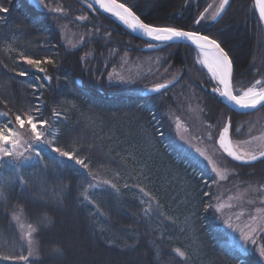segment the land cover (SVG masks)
<instances>
[{"label": "trees", "instance_id": "1", "mask_svg": "<svg viewBox=\"0 0 264 264\" xmlns=\"http://www.w3.org/2000/svg\"><path fill=\"white\" fill-rule=\"evenodd\" d=\"M117 1L131 6L147 23L191 30L196 27L193 19L206 8L209 10L214 0ZM0 7L8 8L7 13H0V113L7 114L4 121L11 120L17 126L16 114L42 115L50 122L52 143L62 150L77 152L99 178L122 171L128 163L123 148L125 136L122 135L124 140L117 137L111 128L110 136H106L98 119L135 113L146 122L155 145L171 167L189 180L188 184L179 180L176 183L173 178L162 185L156 178L151 179L149 186L154 185L155 190L173 201V207L166 208L176 216V221L169 224L151 222L133 191L123 188L117 194L106 188H90L93 178L86 175L85 169L63 157L60 159L65 162L56 164L53 157L58 154L45 146L39 162L30 161L16 173L7 167L0 169V256L21 252L27 255L26 241L17 226L20 218L27 227L35 226L38 220L41 223L42 230L34 234L38 237V251L30 257L32 264H264L256 248L244 254L232 243L216 212L205 211L209 197L203 193H214L210 187L213 177L181 153L169 118L175 101L195 97L204 101L209 111L206 116L231 117L233 138L248 139L264 135V119L261 129L249 128L248 123L259 118L263 109L250 114L231 111L218 95L193 86L191 80L206 78L207 85L211 83L194 60V48L172 44L146 51L147 43L83 0H44L45 9L38 8L36 0H0ZM51 8L62 11L52 12ZM61 23L84 34L81 46L74 50L66 47L58 29ZM199 29L223 41L230 51L236 90L264 79V26L258 19L255 0H234L220 22L211 21ZM25 56L53 59L56 66L43 63L41 67L47 72L40 73L23 62ZM125 62L151 69L150 75L143 77V84L141 81L134 87L140 89L137 92L108 82L109 74ZM20 71H27L28 76H19ZM43 75L52 76L50 85L38 79ZM178 76L179 81L163 95L140 94L145 87ZM40 84L45 86L34 90L33 85ZM37 95L40 113L34 104ZM54 111L59 116H54ZM240 121L244 128L235 131ZM262 164L264 161L253 166L234 163L243 170ZM17 177H22L24 183ZM260 237V244H264ZM176 249L185 252V258L179 257ZM0 264L25 262L5 260Z\"/></svg>", "mask_w": 264, "mask_h": 264}, {"label": "rangeland", "instance_id": "2", "mask_svg": "<svg viewBox=\"0 0 264 264\" xmlns=\"http://www.w3.org/2000/svg\"><path fill=\"white\" fill-rule=\"evenodd\" d=\"M36 1L38 8L45 9L44 5L42 6L38 0ZM219 3L220 0H214L212 2L211 5L213 7L209 8L205 13L206 21L202 24H208L213 20L212 16L215 14V9L218 8ZM58 29L67 48L74 50L82 45L84 34L70 28L67 23H61L58 25ZM196 57L197 55L194 58L195 62ZM196 64L202 68L201 65L198 63ZM202 70L205 71L209 78L207 71L204 68H202ZM150 71V68L144 69L140 65H133L125 62L122 67L113 70L109 74V78H111V84L123 85L126 86V89L130 90L131 88V91L137 92L140 89L134 87L141 84V81L143 84V77L146 75L149 76L151 73ZM151 78L152 76L148 79ZM204 80L206 81L196 82L194 80L199 86L193 85L195 89L205 91L202 86H206L207 89H209L210 83L207 85V79L204 78ZM121 81L130 82L122 83ZM208 92L211 91L208 90ZM204 106L205 103L202 99L198 100L195 97L188 96L183 97L175 101L174 108H172L169 113V118L173 124V131L176 135L178 141L177 145L181 153L186 155L195 166L213 177L210 187H213L212 191L215 193L214 203L215 205H223L221 212L216 213L219 224L228 234L232 243L246 254L252 247L258 249L261 245L259 237L262 233H256L255 238L257 243L255 245L251 243L245 244L239 238L238 232H233L227 228L223 223V218H231L233 224L243 226L249 223L251 215H256L258 217L264 216V211L257 212L258 208L264 209V204L260 203L261 200H264V164H262V166L259 165L256 169L249 168L253 170H243L241 167L234 165L235 162L222 152L218 143L215 142V140L208 139L209 135L218 138L219 131L226 119H223L221 115L212 117L206 116L209 111H207ZM263 117L264 112L259 118L256 117L253 118V120H248V123L251 124L249 128L261 129ZM4 119V116H0V121H4ZM98 124L102 127L106 136H110L109 128L118 133L117 137L124 140L123 136H125L126 141H124L123 148L127 153L126 160L128 164L127 167L124 166V168H121L122 171H116L104 177L99 175V181L108 180L110 184L100 183L99 187L95 189L106 188L111 191H116L117 194H119L123 188H127L133 191L135 195L137 194L139 196L148 221L152 220L151 222L156 221L157 223L159 221L161 224H169L171 220L176 221V216L171 215V210L166 208L173 207V201L169 200L167 196H163L158 190H155L153 187L154 185L150 187L149 184L151 183V179L154 180V178H156V182L162 183V185L171 182L173 178L176 180V183L177 180H179L188 184L189 180L180 170L172 168L168 158L159 151L146 122L141 119L138 114L130 113L125 116L113 114V116L103 117L102 119H98ZM209 125H212V127L209 128ZM10 127L17 128L21 133L25 131L13 124L10 125ZM241 128H244L243 121H240L239 131ZM23 138L29 139L30 136H24ZM232 140L235 148L239 152L248 155L258 154L259 151L264 150V135L251 136L248 139L232 137ZM196 148L205 151L216 161L218 172L220 176L225 177L224 179H220V176L212 172L211 166L199 156L196 152ZM25 155H27V153H25ZM92 183H96V181L93 180ZM112 184L115 185V188L111 187ZM125 185H127V187H125ZM147 187H150V190H148ZM141 189H143V191H141ZM171 189L174 190V187H171ZM145 193H147V195H145ZM173 194L175 193L173 192ZM163 197L164 200L162 201ZM190 217L191 215L188 216V220ZM17 226L21 235L26 236L29 228L25 222L20 221V218H18Z\"/></svg>", "mask_w": 264, "mask_h": 264}, {"label": "snow or ice", "instance_id": "3", "mask_svg": "<svg viewBox=\"0 0 264 264\" xmlns=\"http://www.w3.org/2000/svg\"><path fill=\"white\" fill-rule=\"evenodd\" d=\"M38 2L42 6L44 5V0H38ZM95 4L104 12L109 13L118 19L131 32L142 33L150 41L164 44L166 46H172L174 42L178 41L190 42V44L194 46V50L197 52L196 63L207 70L211 82L209 87L213 94L218 95L221 99L227 100L230 104L244 110L245 112L248 110L264 109V79H257L252 86L247 87L242 91H237L234 76L235 66L230 51L225 49L223 41L200 31L199 26L206 21L205 13L208 11L207 8L204 12L200 13L198 17L193 19L192 23L196 27L189 30L185 27L160 26L147 23L131 6H127L125 2H117V0H95ZM255 5L257 6L256 11H258V19L261 24H264V0H255ZM229 6L230 0H220L219 6L215 9V14L212 16V19L214 21L217 20ZM89 7L91 8L93 5L89 4ZM208 7L212 8L213 6L209 5ZM49 10L52 12L62 11L60 8H51ZM7 12L8 8L0 7V13ZM78 19H83V17H78ZM148 47L152 48L154 47V44L149 43ZM23 62L34 66L36 71L40 73L47 72V69L41 67L43 63H47L53 67L56 66L54 60L49 58L41 60L25 56L23 57ZM18 75L28 76V72L20 71ZM38 79H41L50 85L52 76L43 75ZM108 82L109 84L112 83L111 78H109ZM121 82L129 83L130 81ZM44 86V84L33 85V88L35 90ZM168 87V84L159 83L146 90L163 95L162 90ZM34 104L36 111L40 113L42 109L39 95H37ZM6 115V113H0V116ZM53 115L59 116V113L54 111ZM11 124V120L0 121V169L7 167L11 172L16 173L29 161L39 162L43 159L41 152L43 148L47 146L51 153L58 154L56 157H53L56 164L64 163L65 161L60 159L63 157L85 169L86 175H91L93 180L96 181V183H89L90 188L95 189L99 187L100 183L110 184V181L108 180L99 181L97 176L89 171V163H86L85 159L81 158L77 152L62 150L60 147H57L52 143L49 137L52 136L54 138V134L52 133L50 122L44 119L42 115L33 116L30 112L26 116L16 114L15 124L19 129H24V133L19 132L17 128L10 127ZM208 127L211 128L212 125H209ZM232 130V120L231 117H228L219 131L218 138L209 135L208 139L215 140V142L219 144L220 149H222L228 157L237 162L252 163L257 160H264V150L259 151L258 155H248L237 151L228 141L229 134ZM235 131H239V128ZM24 136H30V138L24 139ZM196 152L211 166L212 172L220 176L216 161L200 148H196ZM25 153H27V155H25ZM89 162L91 161L89 160ZM224 178L225 177L220 176V179ZM17 179L21 184L24 183L22 177H17ZM111 187L115 188V185L112 184ZM125 187H127V185H125ZM141 191H143V189H141ZM0 195H2V193H0ZM145 195H147V193H145ZM203 195L209 197V202L205 205V211L211 209L216 213H220L223 205H214L212 203V198L215 196V193L205 192ZM85 199H88L87 194H85ZM260 203L264 204V200H261ZM262 211H264V209H257V212ZM223 223L228 229L233 232H238L239 238L245 244L251 243L255 245L257 243L255 238L256 233L260 232L264 234V216L258 217L256 215H251L249 223L243 226L233 224L231 218H223ZM28 227L29 231L26 236L22 237L26 241L27 255L21 252L16 255L0 256V262L10 260L13 262L23 261L25 264H32L30 257L38 251V245L36 243L38 237L34 236V234L39 233L42 230V227L39 220L36 222L35 226L30 224ZM260 238L261 240H264V235H261ZM257 250L259 256L264 258V244H261ZM54 251H58V249H55ZM175 251L178 256L185 258V252L180 251L179 249H176Z\"/></svg>", "mask_w": 264, "mask_h": 264}, {"label": "water", "instance_id": "4", "mask_svg": "<svg viewBox=\"0 0 264 264\" xmlns=\"http://www.w3.org/2000/svg\"><path fill=\"white\" fill-rule=\"evenodd\" d=\"M87 5L91 4L93 5L92 8H94L96 11H98L99 13L109 17L110 19H112L114 22H116L117 24H119L121 27H123L127 32H129L131 35H133L134 37H137L139 38L140 40L144 41L145 43H147V45L144 47L146 51H157V50H160V49H163L166 47V45L164 44H160V43H157V42H153V41H150L147 37H145L142 33H139V32H136V33H133L131 32L124 24H122L118 19H116L114 16H112L111 14L109 13H106L104 12L102 9L99 8L98 5L95 4V0H83ZM234 0H230V6L226 8L225 12L221 14V16L217 19V20H212L214 23H218L220 22L224 16L226 15V13L228 12L229 8L231 7L232 3H233ZM119 2V1H117ZM257 8V6L255 5V9ZM257 14H258V11H257ZM264 26V24H263ZM149 43H153L154 44V47L152 48H149L148 47V44ZM173 44H185V45H188V46H191L192 48H194L193 45L190 44V42L188 41H178V42H174ZM180 77L178 76L177 78L175 79H172L170 81H165V82H162V83H165V84H168L169 87L162 90L163 92L169 90L170 88H172L178 81H179ZM159 84V83H158ZM156 85V84H155ZM155 85H151V86H148V87H145L144 89H142L140 91V94L144 97H148V96H155V95H158V93H153L151 91H147L146 89H150L152 87H154ZM212 93V91H211ZM222 103L228 108L230 109L231 111L233 112H236V113H241V114H250V113H253V112H256L260 109H257V110H248L247 112H245L244 110L230 104L227 100H224V99H221ZM228 141L230 142V144L235 148V145L233 143V140H232V137H231V132L229 134V137H228ZM219 146V144H218ZM236 149V148H235ZM222 150V149H221ZM237 150V149H236ZM238 151V150H237ZM223 152V150H222ZM224 153V152H223ZM226 155V153H224ZM259 154V153H258ZM257 154V155H258ZM227 156V155H226ZM228 157V156H227ZM230 158V157H228ZM231 159V158H230ZM232 160V159H231ZM233 162L237 163V164H240V165H244V166H250V165H254L258 162H261L263 160H257L255 162H252V163H240V162H237L235 160H232Z\"/></svg>", "mask_w": 264, "mask_h": 264}, {"label": "flooded vegetation", "instance_id": "5", "mask_svg": "<svg viewBox=\"0 0 264 264\" xmlns=\"http://www.w3.org/2000/svg\"><path fill=\"white\" fill-rule=\"evenodd\" d=\"M191 82H192V84H193V85H195V86L199 87V86H198V84H197V83H195L194 81H192V80H191ZM202 87L205 89V91H208V90H209V91H211V89H210V88H209V89H207V87H206V86H202Z\"/></svg>", "mask_w": 264, "mask_h": 264}, {"label": "bare ground", "instance_id": "6", "mask_svg": "<svg viewBox=\"0 0 264 264\" xmlns=\"http://www.w3.org/2000/svg\"><path fill=\"white\" fill-rule=\"evenodd\" d=\"M206 70V69H205ZM207 71V70H206Z\"/></svg>", "mask_w": 264, "mask_h": 264}]
</instances>
